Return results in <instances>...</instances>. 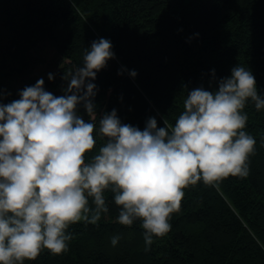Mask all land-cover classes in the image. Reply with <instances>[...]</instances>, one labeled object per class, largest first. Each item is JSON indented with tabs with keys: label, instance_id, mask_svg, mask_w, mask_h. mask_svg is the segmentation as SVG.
I'll list each match as a JSON object with an SVG mask.
<instances>
[{
	"label": "trees",
	"instance_id": "trees-1",
	"mask_svg": "<svg viewBox=\"0 0 264 264\" xmlns=\"http://www.w3.org/2000/svg\"><path fill=\"white\" fill-rule=\"evenodd\" d=\"M101 38L111 42L114 58L91 81L97 129L113 109L141 130L152 117L158 127L165 119L174 125L188 92L218 90L238 65L252 72L264 96V0H0L2 102L19 99L41 78L46 91L64 95L65 73L82 67L85 50ZM77 111L89 120L82 104ZM243 112L244 130L256 140L248 176H229L219 188L188 186L171 230L154 236L148 250L141 221L119 224L107 192L109 212L97 225H70L66 252L42 250L25 264H264V109L249 99ZM94 135L86 159L104 142Z\"/></svg>",
	"mask_w": 264,
	"mask_h": 264
},
{
	"label": "clouds",
	"instance_id": "clouds-1",
	"mask_svg": "<svg viewBox=\"0 0 264 264\" xmlns=\"http://www.w3.org/2000/svg\"><path fill=\"white\" fill-rule=\"evenodd\" d=\"M111 49L108 39L93 41L83 66L65 73L64 95L46 91L41 78L10 103L0 96V264H25L42 250L66 252L70 225H97L109 212L107 192L119 224L141 221L148 250L154 236L171 230L188 186L202 181L219 188L229 176H248L256 140L244 130L243 109L249 99L264 109L250 70L238 65L218 90L188 92L174 125L165 119L158 127L152 117L141 130L122 123L113 109L97 129L91 81L114 58ZM81 104L87 122L78 114ZM94 134L104 142L86 159L97 144ZM120 239L113 236L112 246Z\"/></svg>",
	"mask_w": 264,
	"mask_h": 264
},
{
	"label": "bare ground",
	"instance_id": "bare-ground-1",
	"mask_svg": "<svg viewBox=\"0 0 264 264\" xmlns=\"http://www.w3.org/2000/svg\"><path fill=\"white\" fill-rule=\"evenodd\" d=\"M83 222V221H82Z\"/></svg>",
	"mask_w": 264,
	"mask_h": 264
}]
</instances>
